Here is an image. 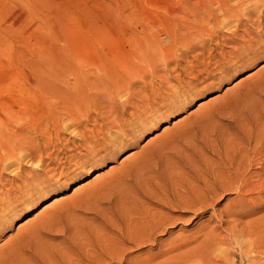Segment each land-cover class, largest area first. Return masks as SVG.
Listing matches in <instances>:
<instances>
[{
	"label": "rangeland",
	"instance_id": "374dc122",
	"mask_svg": "<svg viewBox=\"0 0 264 264\" xmlns=\"http://www.w3.org/2000/svg\"><path fill=\"white\" fill-rule=\"evenodd\" d=\"M226 2L0 0V264H264V189L233 190L264 182V0Z\"/></svg>",
	"mask_w": 264,
	"mask_h": 264
},
{
	"label": "bare ground",
	"instance_id": "6f19581e",
	"mask_svg": "<svg viewBox=\"0 0 264 264\" xmlns=\"http://www.w3.org/2000/svg\"><path fill=\"white\" fill-rule=\"evenodd\" d=\"M227 1V0H226ZM226 1H224V0H213V1H211V2H209V0H207V4L206 5H209V6H216V8H222V7H224V9L227 7V2ZM248 1H250V2H252V0H247V2L246 3H248ZM255 1V0H254ZM221 2H223L222 4L223 5H220L221 4ZM249 2V3H250ZM229 4V3H228ZM254 4V3H253ZM204 5V4H203ZM248 6V5H247ZM204 7H206V8H208L207 6H204ZM202 8V9H205V8ZM211 7V9L213 10V8L215 9V7H213L212 8ZM246 6H244V8H245ZM230 8V7H229ZM228 8V9H229ZM238 9H239V7H237ZM223 9V8H222ZM222 9L220 10V12H222L223 13V15H225L224 13H226V15H228L229 14V11L228 12H226L225 10H223L222 11ZM241 9H242V7H241ZM226 10H227V8H226ZM235 10H237L236 8L234 9V7L233 8H230V11H231V13H236L237 11H235ZM201 11H203V13H204V11H206V14L204 13V15H203V17L202 18H204L205 20H206V18H205V16H207V15H209V14H207L208 12H209V9H207V10H201ZM208 11V12H207ZM211 11V10H210ZM214 11V10H213ZM212 11V12H213ZM216 11V10H215ZM244 11V10H243ZM211 13V12H210ZM214 13H216V12H214ZM196 14V13H195ZM248 14V13H247ZM194 15V14H193ZM249 15H251V13L249 14ZM202 15H200V16H197L196 18H198V17H201ZM221 16V15H220ZM195 17V16H194ZM193 17V18H194ZM210 17H212V16H210ZM225 17V16H224ZM223 17V18H224ZM209 17L207 16V19H208ZM217 18V17H216ZM216 18H215V20H216ZM221 18V17H220ZM246 18V17H245ZM214 19V18H213ZM187 20V19H186ZM193 20H196V19H193ZM197 20H199V19H197ZM200 20H202L201 18H200ZM209 20V19H208ZM207 20V21H208ZM218 20V19H217ZM204 21V20H203ZM240 21V20H239ZM246 21V20H245ZM175 22V21H174ZM192 22V21H191ZM197 22V21H196ZM190 23V22H189ZM200 23H203L202 21L200 22ZM206 23V21L203 23V24H205ZM207 25L209 24V22L208 23H206ZM255 24V23H254ZM190 25H191V23H190ZM194 25V24H193ZM193 25H191V27L193 26ZM211 25V24H210ZM196 26H197V24H196ZM199 26V25H198ZM212 26H213V24H212ZM262 26V25H261ZM165 27H168L167 28V30H166V32H165V35H166V38H171V36H174L175 37V35H174V31H175V29L177 28H175V26H172V24L170 23V24H168V25H165L164 26V28ZM187 27V26H186ZM181 28H183V27H181ZM215 28V27H214ZM180 30V29H179ZM183 30V29H182ZM185 31H187L186 30V28L184 29ZM183 30V31H184ZM196 30V29H195ZM184 31V32H185ZM215 31V30H214ZM177 32V31H176ZM197 33H199L198 31H196ZM188 33V31L186 32V34ZM195 33V32H194ZM197 33L196 34H194L195 36H197ZM215 33V32H214ZM179 34V33H178ZM183 34H185V33H183ZM185 34V35H186ZM189 34H190V31H189ZM191 34H192V32H191ZM190 34V35H191ZM181 35V33L179 34V36ZM188 35V34H187ZM193 35V34H192ZM184 36V35H183ZM194 36V37H195ZM154 37V36H153ZM156 37V36H155ZM185 37V36H184ZM184 37H178L177 38V40H182V38L184 39ZM188 37H190L189 35L187 36V38ZM193 37V38H194ZM257 37V36H256ZM176 38V37H175ZM174 38V39H175ZM179 38H181V39H179ZM186 38V37H185ZM191 38H192V36H191ZM190 38V39H191ZM193 38H192V41H194L193 40ZM198 38V37H197ZM259 38V37H258ZM189 39V40H190ZM189 40H188V42H189ZM168 41V40H167ZM173 41V40H172ZM172 41H171V43H172ZM185 41L186 40H182L181 41V43H185ZM191 41V40H190ZM203 41V40H202ZM175 42V40L173 41V43ZM178 41H176L175 42V44L176 45H178V43H177ZM187 42V41H186ZM195 42V41H194ZM180 42H179V44H181ZM193 42H191L190 44H192ZM196 43V42H195ZM233 43V42H232ZM194 44V43H193ZM170 45V44H169ZM187 45V44H186ZM186 45H184L185 47H186ZM188 45H189V43H188ZM155 46V45H154ZM173 46H175V45H173ZM179 46H182V45H179ZM190 46V45H189ZM188 46V47H189ZM192 46V45H191ZM187 47V48H188ZM201 47V46H200ZM205 47V46H204ZM203 47V48H204ZM155 48H156V46H155ZM174 48V47H173ZM173 48H171V49H173ZM177 48H180V47H177ZM186 48V49H187ZM194 48V47H193ZM192 47H191V49H193ZM190 49V48H189ZM189 49H187V50H189ZM191 49H190V52H191ZM195 49H198V48H195ZM201 49H202V47H201ZM200 49V50H201ZM207 49V48H206ZM183 50H185V48L183 49ZM193 51V50H192ZM205 50H203V52H204ZM210 51V50H209ZM207 52V51H206ZM207 54H208V52H207ZM163 56V55H162ZM183 56V55H182ZM159 57H160V55H159ZM177 57V59L175 58V56L174 57H172V59L174 58V60L176 59V61L181 57H179V56H176ZM179 57V58H178ZM164 58V57H163ZM169 59H171L170 57H168ZM201 58V57H200ZM205 58H206V56H205ZM161 59V58H160ZM168 59V61L170 62V60ZM195 59V58H194ZM203 59V58H202ZM201 59V60H202ZM174 60H172V61H174ZM180 60V59H179ZM206 60V59H205ZM164 61V60H163ZM171 61V62H172ZM169 62H167V63H169ZM174 63V62H173ZM197 63V62H196ZM199 63V62H198ZM201 63V62H200ZM163 64H166L165 62L163 63ZM175 64V63H174ZM204 64V63H203ZM176 65V64H175ZM179 65V64H178ZM168 67V66H167ZM191 69H192V67H191ZM183 70V69H182ZM181 70V71H182ZM185 70V69H184ZM183 72V71H182ZM184 74H185V72H184ZM74 118V117H73ZM103 121V120H102ZM104 122V121H103ZM106 122V121H105ZM53 123H56L55 125H56V127H57V125H58V123L57 122H52V124L51 125H53ZM48 124V123H47ZM49 125V124H48ZM3 126L5 127V124H2V125H0V127H2L3 128ZM45 126H46V124H45ZM50 126V125H49ZM42 127H44V124H43V126ZM51 128L50 129H52L53 128V126H50ZM44 129V128H43ZM47 129V128H46ZM49 129V130H50ZM54 129H56L55 127L52 129V130H54ZM4 130L2 129L1 130V128H0V137H1V139H3V141H2V144H1V152H0V161H2V164H3V162H4V164H3V166H2V168L3 169H5V170H10L12 167H14V166H12L11 167V164L13 163V162H10L12 159H14V157H15V155H14V153H12L10 150H12L13 151V149H9V144H10V142H12V141H17V140H15L17 137H18V135H20L19 134V132L20 131H15L13 134H11L10 136H6V134L3 132ZM55 132V131H54ZM42 134H43V132H42ZM45 134V133H44ZM47 134V133H46ZM23 135V134H22ZM83 136V135H82ZM80 138V137H79ZM22 142V141H21ZM248 143V142H247ZM88 144V143H87ZM249 144V143H248ZM246 145V144H245ZM257 146V145H256ZM252 147V146H251ZM252 149V148H251ZM257 150V149H256ZM15 151V150H14ZM261 151V150H260ZM31 152H32V150H31ZM23 153V152H22ZM33 153V152H32ZM28 154V153H27ZM30 154V153H29ZM21 155V154H20ZM26 155V154H25ZM34 155V154H33ZM250 155V154H249ZM262 155H264V154H262ZM18 156V155H17ZM29 156H31V154L29 155ZM241 156V155H240ZM19 157V156H18ZM24 157V156H23ZM22 157V158H23ZM232 157H233V155H232ZM235 157V156H234ZM237 158V157H236ZM17 158H15L14 159V162L16 163V160ZM29 159V158H28ZM32 159H33V157H32ZM233 159V158H232ZM256 159H258V158H256ZM16 160V161H15ZM25 160H27V159H25ZM30 160V159H29ZM236 160V159H235ZM34 161V160H33ZM250 161H251V159H250ZM26 162V161H25ZM32 162V161H31ZM229 162V161H228ZM259 162V161H258ZM261 162V161H260ZM17 163H19V160H18V162ZM27 163V162H26ZM30 163V162H29ZM38 163V162H37ZM43 162H41V164H42ZM231 163H232V161H231ZM230 163V164H231ZM239 163H240V160H239ZM245 163V162H244ZM1 164V165H2ZM32 164V163H31ZM38 164H40V163H38ZM248 164V163H247ZM19 165V164H18ZM43 165V164H42ZM244 165V164H243ZM229 166V165H228ZM262 166H264V165H262ZM261 166V167H262ZM40 167V166H39ZM236 167V166H235ZM230 168V167H229ZM262 168H264V167H262ZM2 169V170H3ZM232 169V168H231ZM239 169H241V168H239ZM238 169V170H239ZM243 169V168H242ZM262 170V171H261ZM244 171V170H243ZM260 171H261V173L262 172H264V169H260ZM11 172H12V170H11ZM218 172V171H217ZM230 172V171H229ZM219 173V172H218ZM223 173V172H222ZM240 173H242V172H240ZM220 174H221V171H220ZM232 174V173H231ZM239 174V172L238 171H234V173H233V176H232V178L233 179H235L236 181H238V178H237V176L239 177L240 176V174ZM243 175H244V173H242ZM258 174V173H257ZM214 175V174H213ZM212 175V176H213ZM219 175V174H218ZM222 175L223 174H221V175H219V176H216V177H218L219 179H217L215 176H214V178H216V179H214L213 180V182H212V184H209V185H204V184H206L207 183V181H206V183H203V185H204V188H203V190H201V191H188L185 195H183L182 196V200H181V198L180 199H178V201H174V203H172V205H170L169 203H168V201H167V203H160V202H157V203H160V204H163V205H166V206H170V207H173V208H176V209H180V210H198V211H200V207H202L203 205H205L206 206V204H207V206H209L208 205V203L209 202H213L214 200H215V198L218 196L217 195V192H226V191H230L231 189H229V188H231V181L232 180H230L228 177H226V178H224V177H222ZM242 176V175H241ZM210 178H212V177H210ZM247 178V177H246ZM261 178V177H260ZM211 180V179H210ZM235 180H233V183H234V181ZM247 180V179H246ZM235 181V183L234 184H236V183H238V182H236ZM239 182H242V180L240 181L239 180ZM247 182V181H246ZM242 183V184H239L238 183V185L236 184V188H234L233 190L234 191H236V194H237V197L239 198V199H241V198H245V197H242V195L240 196V194H242L243 192H244V195L246 194H250V195H252L251 193L252 192H254V191H258V192H260V191H262V189H264V182H262V183H259L258 181H256V183L254 182V183H252L251 184V186L248 184V183ZM253 182V181H252ZM258 182V183H257ZM31 184V183H30ZM22 186V185H21ZM190 186V185H189ZM191 189V188H190ZM193 189V188H192ZM229 189V190H228ZM186 190V189H185ZM187 190H188V188H187ZM220 190V191H219ZM154 191V190H153ZM168 191V190H167ZM158 193V192H157ZM178 193V192H177ZM154 195H156V194H154ZM162 195H164V194H162ZM177 195V194H176ZM182 195V194H181ZM245 195V196H246ZM4 196H6V195H4ZM8 196H9V194H8ZM8 196L6 197V198H8ZM21 196V195H20ZM149 196V195H148ZM148 196H146L147 198H148ZM165 196V195H164ZM163 196V197H164ZM167 196V195H166ZM173 196V195H172ZM145 197V198H146ZM150 197V196H149ZM155 197V196H154ZM255 197H257V196H255ZM144 198V197H143ZM152 198V197H151ZM156 198V197H155ZM218 198V197H217ZM216 198V199H217ZM248 198V197H247ZM10 199H12V198H10ZM22 199V198H21ZM164 199V198H163ZM158 200V199H157ZM246 200V199H245ZM161 201V200H160ZM164 202H165V200H164ZM173 202V201H172ZM156 203V202H155ZM6 204V203H5ZM3 205V204H2ZM161 206V205H160ZM159 206V207H160ZM169 207V208H170ZM197 207L199 208V209H197ZM204 207V206H203ZM203 207L201 208V209H203ZM161 208V207H160ZM168 208V207H167ZM206 208V207H205ZM143 209V208H142ZM231 209V208H230ZM233 209V208H232ZM175 210V209H174ZM205 210V209H204ZM189 211V212H190ZM195 211V212H196ZM202 211V210H201ZM224 211V210H223ZM155 212V211H154ZM154 212L152 213V214H150L149 213V215L147 214V212L145 213V214H147V216L144 214V219H143V222H142V220L140 219V222H142V225H141V230L142 231H144V232H146V233H149V234H152L153 232H155V231H158V230H163V228H164V226H165V224H167L169 221V217L167 218L166 216V218H163L162 216H159L158 214L159 213H157V215L155 214L154 215ZM181 212V211H180ZM171 213V212H170ZM192 213V212H191ZM138 214V213H137ZM192 214H194V212L192 213ZM197 214V213H196ZM164 215V214H163ZM143 216V215H142ZM140 217V216H139ZM173 218V217H172ZM139 219V218H138ZM173 220V219H172ZM166 221H167V223H166ZM135 227V226H134ZM139 229V228H138ZM140 230V229H139ZM119 233V232H118ZM131 233V232H130ZM146 233H144V237H145V234ZM211 234V233H210ZM128 235V234H127ZM137 235V234H136ZM138 235H140V234H138ZM129 236V235H128ZM143 236V235H142ZM205 236V235H204ZM209 236V235H208ZM207 236V237H208ZM212 236V235H211ZM213 236H215V235H213ZM133 237V236H132ZM139 237V236H138ZM147 237V239H149L150 240V235H147L146 236ZM202 237V236H201ZM128 238V237H127ZM136 238H137V236H136ZM250 238V237H249ZM129 239V238H128ZM139 239H141V240H144L143 239V237L141 238V236H140V238ZM216 239V238H215ZM132 240V239H131ZM212 241V240H211ZM120 242V241H119ZM140 242V241H139ZM207 242V241H206ZM210 242V241H209ZM216 242V241H215ZM251 242V241H250ZM249 242V243H250ZM128 243H129V240H128ZM136 243H137V241H136ZM146 243H148V240H147V242ZM208 243V242H207ZM254 243V242H253ZM121 244V243H120ZM130 244V243H129ZM239 244H240V242H239ZM139 245V244H138ZM208 245V244H207ZM211 245V244H210ZM253 245V244H252ZM212 246H213V244H212ZM215 246V245H214ZM136 247V246H135ZM248 247H250L251 248V246H249L248 245ZM248 247H246V248H248ZM255 248V247H254ZM216 252V251H215ZM219 252V251H218ZM223 252V251H222ZM243 252V251H242ZM246 252V251H245ZM251 252V251H250ZM167 253V252H166ZM252 253V252H251ZM250 253V254H251ZM254 254H255V252H254Z\"/></svg>",
	"mask_w": 264,
	"mask_h": 264
}]
</instances>
